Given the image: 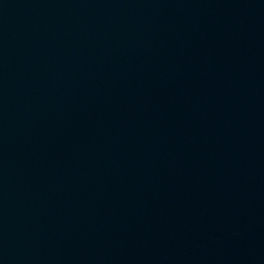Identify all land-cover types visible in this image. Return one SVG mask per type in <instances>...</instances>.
I'll use <instances>...</instances> for the list:
<instances>
[{"label":"water","instance_id":"obj_1","mask_svg":"<svg viewBox=\"0 0 264 264\" xmlns=\"http://www.w3.org/2000/svg\"><path fill=\"white\" fill-rule=\"evenodd\" d=\"M0 264H264V0H0Z\"/></svg>","mask_w":264,"mask_h":264}]
</instances>
